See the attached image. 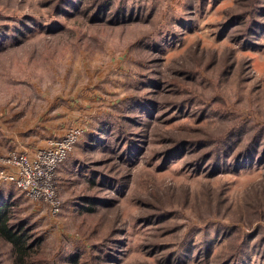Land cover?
Wrapping results in <instances>:
<instances>
[{
    "label": "rangeland",
    "instance_id": "obj_1",
    "mask_svg": "<svg viewBox=\"0 0 264 264\" xmlns=\"http://www.w3.org/2000/svg\"><path fill=\"white\" fill-rule=\"evenodd\" d=\"M46 1L0 0V23L25 15L49 20L52 9L44 8ZM122 4L140 10V19L111 28L64 21L69 29L62 34L36 30L0 52V173L10 172L9 160L17 153L33 159L72 129L84 132L58 168L57 212L16 192L18 219L40 241L28 264H166V258L160 259L164 253L155 254L158 248H174L187 238L199 244L204 231L196 228H207L212 239L215 225L236 227V232L216 241L209 256L185 264H219L239 233L237 245L244 236L257 234L247 244L246 257L248 264H264L254 256L256 249L251 251L257 242L264 248L259 243L264 237V164L209 174L187 158L202 153L203 143L165 166L157 159L180 141L212 144L233 132L240 148L250 134L264 132V32L241 41L247 22L223 28L233 14L249 11L245 0ZM191 74L196 81L186 79ZM159 79L162 94L152 98L167 103V111L152 112L145 157L130 163L118 155L116 136L106 133L99 139L100 130L108 120L121 118L127 103L144 100ZM183 101L185 109L176 105ZM202 104L205 114L196 112ZM233 121L243 123L240 132L232 129ZM145 128L124 129L139 134ZM105 173L120 182L110 193L114 203L82 210L85 197L106 196L90 185L101 182L97 176ZM2 186L13 187L0 180ZM114 243L108 250L118 253L109 262L99 250ZM0 264H15L11 247L1 239Z\"/></svg>",
    "mask_w": 264,
    "mask_h": 264
},
{
    "label": "trees",
    "instance_id": "obj_2",
    "mask_svg": "<svg viewBox=\"0 0 264 264\" xmlns=\"http://www.w3.org/2000/svg\"><path fill=\"white\" fill-rule=\"evenodd\" d=\"M245 1L248 5L247 7L249 11L241 15L233 14L223 25V28L230 29L236 21H239L242 25L247 22V36L240 39L241 41L255 39L260 33L264 32V0ZM44 8L52 9L48 11V13L50 12L51 17L49 20H43L42 18H37L33 15H25L17 18H9L6 22L0 23V52L4 51L6 48L17 46L22 42H25L36 30L42 33H52V35L59 33L62 34L69 29L64 21L68 23L76 22L83 26L87 24V26L90 27H98L101 25L109 26V28L124 27L138 19L139 15L142 14L140 10L136 11L135 8L127 9L124 7L122 0L118 3H116L115 0H48L44 4ZM68 32L72 33L73 31ZM96 39H98L97 36L94 40ZM81 41V37L77 38V44H80ZM138 42H140V40ZM156 43L158 44V42ZM186 79L196 81L197 77H195V74H191L187 75ZM163 87L164 84L160 79L155 81L152 90L145 94L144 100L141 101L140 98L137 99L135 103H127L123 110L124 114L122 117L115 121L108 120L107 123H105L106 127L104 130H100L99 139H103L107 134L116 136L117 141H119L117 144L118 150H116L118 155L122 154L121 157L123 160L127 159L128 161H131L130 163H133L136 159L145 157V144L148 139L146 130L151 126L154 117L151 114L152 112L154 113V111H157L158 113H165L167 111V103H162L158 97H155L156 100L152 98L154 95L160 96ZM149 97H151V99ZM191 101H194V99ZM184 103L186 102L183 101L176 105L185 109L186 107ZM206 109L207 106L202 104L196 112L205 114ZM146 115H149L150 117H146ZM146 120L148 121L147 124H145ZM233 123L234 126L232 129L237 127V130L240 132L241 129H239V127H241L243 123L238 121H233ZM144 125L146 126L145 130L142 129V132L139 134L128 132L124 129L130 126L131 128L138 129ZM263 133L264 132L260 130V132L250 134L251 137L248 142L240 148V144L234 142V137L232 136L233 132H228L226 134L227 137L224 140H215L216 142L212 144L210 143L212 141H180L167 150L160 152L157 159L163 166H165L171 159L182 156L185 151L189 149L193 150L203 143V145H201L204 147L202 153L195 157H187H191L189 165L194 167L203 166L204 169H207L209 174H216L226 169L243 170L251 166L264 164ZM107 143L106 147L110 148L113 141ZM88 145L93 144L88 143ZM97 149H100V147ZM97 179L101 182L97 183L93 180L90 182V185L100 187V190H103L106 193V196L99 198L93 196L85 197L81 202V205H83L82 210H90L91 207L94 206L100 208L101 206H109L107 204L112 205L114 203V198L110 197V193L115 191L116 185L120 182H117L116 177L108 175L107 173H105L104 176L98 175ZM121 183L123 184L122 181ZM16 192L17 189L14 186L11 188L5 186L0 187V239L11 247V253L15 258V264H28L30 263L29 259L33 256V248H35L36 245H39L40 243L38 242L40 241L34 240L33 235L26 226V222L18 219L16 212L18 210L17 207L21 204V199H19ZM158 216L155 217L159 218ZM211 228L214 231L213 235H215L212 239L210 237L211 232H209L207 228L206 230L196 228V232L201 233L204 231L200 242H198L199 244L194 242L193 244L190 242L191 240L187 238L178 246H174V248H158L155 251V254L164 253L160 259L166 258L164 261L166 264H185L189 259L196 258L199 255L202 257L209 256V253H212L213 251L216 241H220L223 237H230L236 232V227L231 228L228 226L215 225L211 226ZM256 235L257 234L244 236L241 242L242 244L237 245L235 241L240 239L241 234L239 233L235 240L229 243V245H233L231 251L219 264H248L249 259H247L246 256L248 255L250 248L247 244L249 243L250 238L253 239ZM261 242H264V237L259 240V243ZM201 244L202 246L200 247L199 245ZM258 245L257 242L252 246L251 251L253 252V250L256 249L254 256H258V258L264 261V248H258ZM115 246H117V243H114V246H107V249L102 248L99 250L109 262L113 261L118 250L115 248V253L112 254L108 249Z\"/></svg>",
    "mask_w": 264,
    "mask_h": 264
},
{
    "label": "built area",
    "instance_id": "obj_3",
    "mask_svg": "<svg viewBox=\"0 0 264 264\" xmlns=\"http://www.w3.org/2000/svg\"><path fill=\"white\" fill-rule=\"evenodd\" d=\"M83 133L79 128L72 129L48 149L38 150L33 159L25 153H17L9 160L7 168H10V172H1L0 180L12 184L29 198L50 204L57 212L60 207L57 171L77 146Z\"/></svg>",
    "mask_w": 264,
    "mask_h": 264
}]
</instances>
